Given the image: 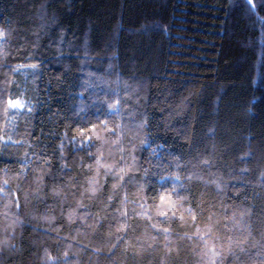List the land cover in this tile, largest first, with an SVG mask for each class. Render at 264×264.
<instances>
[{
  "label": "trees",
  "instance_id": "obj_1",
  "mask_svg": "<svg viewBox=\"0 0 264 264\" xmlns=\"http://www.w3.org/2000/svg\"><path fill=\"white\" fill-rule=\"evenodd\" d=\"M0 264H264V0H0Z\"/></svg>",
  "mask_w": 264,
  "mask_h": 264
}]
</instances>
